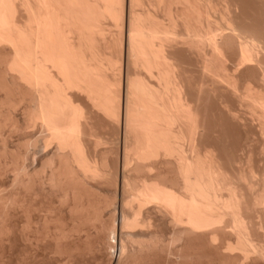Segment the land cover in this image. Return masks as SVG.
<instances>
[{
  "label": "bare ground",
  "instance_id": "obj_1",
  "mask_svg": "<svg viewBox=\"0 0 264 264\" xmlns=\"http://www.w3.org/2000/svg\"><path fill=\"white\" fill-rule=\"evenodd\" d=\"M89 224L106 264H264V0H0V264Z\"/></svg>",
  "mask_w": 264,
  "mask_h": 264
},
{
  "label": "rangeland",
  "instance_id": "obj_2",
  "mask_svg": "<svg viewBox=\"0 0 264 264\" xmlns=\"http://www.w3.org/2000/svg\"><path fill=\"white\" fill-rule=\"evenodd\" d=\"M210 102V101H209ZM212 102V101H211ZM213 103V106H215L216 105V103H214V102H212ZM209 104V103H208ZM207 104V105H208ZM211 104V103H210ZM207 107H209L208 108V113H210L209 114V121L208 122H212V124H214V125H212L211 124V128H213L214 130H220L221 132H222V134H220L221 136V141H222V143H224L225 144V146L227 145V148L229 147L230 149H231V146H236V145H239L240 146V143L241 142H239V141H242V144L241 145H243L244 144V141H243V139L241 140V139H239L241 136H243V135H241L240 136V134L242 133L243 134V132H241L240 133V131H243L240 127H238L235 123H230L231 121H227V119L228 120H230L227 116H224V114L223 113H219V111L217 112V110L215 111L214 110V108L216 109V107H214L213 108V110H210L212 107L211 106H207ZM211 107V108H210ZM218 109V108H217ZM214 112V113H213ZM208 113H207V116H208ZM213 113V114H212ZM221 114V115H220ZM222 114H223V116H222ZM222 116V117H221ZM217 118L216 120L214 119V118ZM224 117H225V119H226V117H227V119L225 120L224 119ZM207 118V119H208ZM219 119H221V120H219ZM224 122V124H223V122ZM227 122V123H226ZM218 123V124H217ZM221 123V124H220ZM217 124V125H216ZM226 124L228 125V127L226 126ZM235 125V126H233V125ZM232 125V126H231ZM214 126V127H213ZM226 129H225V128ZM230 127V128H229ZM236 127H238V128H236ZM216 128V129H215ZM219 128V129H218ZM232 129V130H231ZM235 129V130H234ZM237 129V130H236ZM239 129V130H238ZM28 133L29 132H32L31 130H32V127L31 126H27L26 127V129H25ZM223 130V131H222ZM229 130V131H228ZM99 131V130H98ZM102 131L104 132L105 130H101V133H102ZM239 131V132H238ZM100 132V131H99ZM228 132H230V133H228ZM235 132V133H234ZM24 133V132H23ZM105 133V132H104ZM226 133H228V135L226 134ZM240 133V134H239ZM226 134V135H225ZM20 135H22V134H20ZM225 135V136H224ZM18 135H12V137H13V140H14V138H18L17 137ZM228 136H230V137H232V138H230V137H228ZM21 137V136H20ZM220 137L218 138L219 140H220ZM223 137V138H222ZM225 137V138H224ZM226 137H227V139H226ZM235 137V138H234ZM231 140H230V139ZM239 140H238V139ZM15 139V140H16ZM228 139H229V141H228ZM10 140H12L11 138H10ZM12 140V141H13ZM237 140V141H236ZM229 142V143H228ZM239 142V143H238ZM227 143V144H226ZM236 143V144H235ZM223 144V145H224ZM231 144V145H230ZM10 145V144H9ZM108 145H110V144H108ZM234 146V147H235ZM233 148V147H232ZM236 148H237V146H236ZM234 149V148H233ZM22 151V150H21ZM35 164H36V162H35ZM111 191V190H110ZM110 191H109V189L107 190V191H105V192H102V193H104L103 195L102 194H100V196L102 197V196H111V193H110ZM108 194H110V195H108ZM113 206V207H112ZM111 207V208H110ZM109 208H108V211L109 210H111L112 211V209H114L115 208V204L113 203V205H111ZM39 209V208H38ZM64 209L62 208H59V209H57L56 211H57V213L59 212L60 213V215H59V213H58V215L62 218V221H64L65 223H67V221L69 220V217H68V215L66 214V211H65V215H64V211H63ZM60 211H62V212H60ZM105 212H107V210L106 211H104L103 212V215H104V217H105V219L106 218H108V217H106L107 216V214H108V212L107 213H105ZM61 213H63V215H61ZM103 217V218H104ZM64 218V219H63ZM65 219H67V220H65ZM89 226H90V224L87 226L86 225V227H84V229H83V231L82 232H84L83 234L82 233H80V236L83 238L82 239V241H80L81 239H79V241H77V242H79L80 243V245H82L81 246V249H80V247H79V249H80V252H81V254H80V252H79V250L77 249V251H76V255L74 254V256L72 257V261H70L69 263H67V264H70V263H72V264H106L107 262H108V259H109V256L113 253V251L115 250L114 248H112L113 247V245L111 246V244H113V239H112V237H110L111 236V234L110 235H106L107 236V238H106V236H104V235H102L101 233H99V235L98 236H96L95 234H93V230H94V227H93V229H90L91 228V226H90V228H89ZM86 228V229H85ZM87 228H88V231L90 232V234H89V232H87ZM86 232H85V231ZM88 233V234H87ZM87 234V235H86ZM86 235V236H85ZM94 235V236H93ZM85 236V237H84ZM87 236L89 237V238H87ZM103 236L105 237V238H103ZM80 237V238H81ZM96 239H95V238ZM163 237H165V236H163ZM162 237V238H163ZM87 238V239H86ZM103 238V239H102ZM166 238V237H165ZM164 238V239H165ZM86 239V240H85ZM93 239H94V241H93ZM99 239V240H98ZM102 239V240H101ZM106 242H105V241ZM108 240H109V243H110V245H109V243H108ZM96 241H97V243H96ZM161 241H163V242H161V243H164L165 241H166V239L165 240H161ZM103 243H105V244H103ZM107 244V245H106ZM85 245V246H84ZM97 245V246H96ZM159 245V247H161V249L160 250H162V249H164L163 247H165V249H166V244L164 243V244H158ZM84 246V247H83ZM98 246H100V247H98ZM111 246V247H110ZM17 247V246H16ZM16 247H13L12 248V250H16ZM93 247V248H92ZM83 248V249H82ZM97 249V250H96ZM158 248L155 250V251H151V255H149L148 254V252L145 254L144 252H141V254H143V255H145L144 257H143V255H141V254H139V253H136V255L138 256H136V259H134V264L136 263V264H174V263H176V262H174V260H172L170 257H168L169 255H168V252L165 250V251H160ZM17 250H18V248H17ZM76 250V249H75ZM74 250V251H75ZM98 252V253H97ZM155 252V253H154ZM167 252V253H166ZM102 254V255H101ZM160 254V255H159ZM165 255H168V256H165ZM76 256V257H75ZM104 256V257H103ZM141 256V257H140ZM148 258H147V257ZM99 257H100V259H99ZM165 257H166V259H165ZM198 257V256H197ZM203 257H205V256H203V255H201V257H200V255H199V258H197V260L195 259V261L193 262V264H197V263H199V264H205V263H207V262H209V261H207L205 258H204V260H206V262L203 260ZM153 258V259H152ZM168 258V259H167ZM199 259V260H198ZM201 259V260H200ZM136 260H138V261H136ZM77 261V262H76ZM200 261H202V263H200ZM171 262H173V263H171ZM212 262V261H211ZM211 262H209V263H211ZM213 263V262H212ZM213 264H215V263H213Z\"/></svg>",
  "mask_w": 264,
  "mask_h": 264
}]
</instances>
